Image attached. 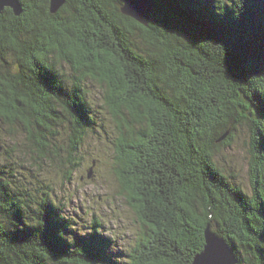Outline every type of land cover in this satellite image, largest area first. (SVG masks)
I'll return each mask as SVG.
<instances>
[{"label":"trees","instance_id":"obj_1","mask_svg":"<svg viewBox=\"0 0 264 264\" xmlns=\"http://www.w3.org/2000/svg\"><path fill=\"white\" fill-rule=\"evenodd\" d=\"M152 1L147 24L123 14L121 0H66L56 13L51 0H21L22 14H0V128L22 139L8 148L0 134V264H100L75 240L101 234V220L82 233L59 205L54 177L39 175L44 165L71 180L102 110L118 129L121 193L149 227L130 264H192L207 228L238 264H264V73L232 77L222 46L200 39L235 35L228 24L187 23L213 12V0ZM228 4L218 8L230 17ZM243 6L241 31L264 70V0ZM89 81L102 86L94 106ZM243 125L252 134L250 192L214 160ZM16 152L40 173L28 180L5 164ZM48 210L68 229L55 257L35 230Z\"/></svg>","mask_w":264,"mask_h":264},{"label":"rangeland","instance_id":"obj_2","mask_svg":"<svg viewBox=\"0 0 264 264\" xmlns=\"http://www.w3.org/2000/svg\"><path fill=\"white\" fill-rule=\"evenodd\" d=\"M121 6L123 7V2ZM144 6L147 8L148 3ZM151 12L152 7L147 12V21ZM142 46H146L144 42ZM89 82V99L94 106L97 96L102 92V86L98 82ZM102 112L104 115L97 118L96 132L89 133L84 141L82 165L75 169L71 180L64 182L60 173L44 165L42 169L46 174L39 176L44 179L46 177L48 180L54 177L56 189L53 192L59 205L64 208L65 215L73 220L76 228L86 234L95 225L93 219L99 218L101 234L112 238L110 252L113 256H117L121 264H130V254L134 253L143 236L149 233V227L141 218L139 211L130 205L126 196L121 193L123 189L115 173L116 149L113 145L114 139L118 137V129L112 120V115L105 110ZM249 130V126H239L234 131V142L228 146L219 147L214 160L226 174H233L237 182L250 192L252 191L250 178L252 134ZM0 131L1 136H4L2 143L8 148L20 142V136L17 135L18 137L14 139L9 130L0 128ZM20 140H22L21 137ZM16 154L15 157L10 155V163L5 164H11L16 169L19 167L21 176H25L28 180L33 177V174L40 173L38 163L35 164V161L29 160L23 153L16 152ZM94 157L100 162L92 163L91 160ZM13 162L16 166L12 164Z\"/></svg>","mask_w":264,"mask_h":264},{"label":"snow or ice","instance_id":"obj_3","mask_svg":"<svg viewBox=\"0 0 264 264\" xmlns=\"http://www.w3.org/2000/svg\"><path fill=\"white\" fill-rule=\"evenodd\" d=\"M224 2L228 4V0H224ZM220 3L221 0H213V12L198 14L187 23L194 29L213 28L228 24L235 35L214 37L209 34L200 39H211L222 46L224 67L232 77L246 79L264 73V70H261L260 60L246 43L247 34L241 31L243 0H235V3L230 0V4H228V8L231 9L230 17L226 8L223 10L218 8ZM37 223L38 227L35 230L42 233L47 250L55 257L69 243L67 226L59 218L56 210L54 212L48 210ZM75 244L88 251L95 260L100 261V264H112L110 259L111 241L105 235L98 233L76 235ZM199 256L201 264H220L223 252L215 242L210 244L207 240L206 246Z\"/></svg>","mask_w":264,"mask_h":264},{"label":"water","instance_id":"obj_4","mask_svg":"<svg viewBox=\"0 0 264 264\" xmlns=\"http://www.w3.org/2000/svg\"><path fill=\"white\" fill-rule=\"evenodd\" d=\"M122 2L123 7L121 10L123 14L129 16L141 24H147L148 21L146 16L148 14L147 12H149L150 8L153 6L152 0H122ZM50 3L51 12L56 13L66 3V0H51ZM146 3H148L147 8L144 6ZM7 7L12 8L16 15L22 14L24 10L21 0H0V14H2ZM205 239V246L207 240H209L210 244L215 242L222 250L223 258L220 264H238V258L234 249L225 239L212 232L210 228L206 229ZM200 254L201 252L195 256L192 264H201V257L199 256Z\"/></svg>","mask_w":264,"mask_h":264},{"label":"bare ground","instance_id":"obj_5","mask_svg":"<svg viewBox=\"0 0 264 264\" xmlns=\"http://www.w3.org/2000/svg\"><path fill=\"white\" fill-rule=\"evenodd\" d=\"M128 126V125H127ZM124 133V132H123Z\"/></svg>","mask_w":264,"mask_h":264}]
</instances>
